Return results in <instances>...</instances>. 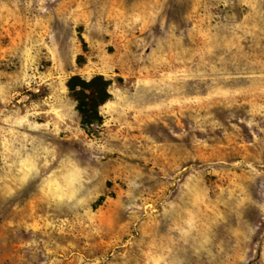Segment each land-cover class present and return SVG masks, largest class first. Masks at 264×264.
Masks as SVG:
<instances>
[{
    "label": "rangeland",
    "instance_id": "1",
    "mask_svg": "<svg viewBox=\"0 0 264 264\" xmlns=\"http://www.w3.org/2000/svg\"><path fill=\"white\" fill-rule=\"evenodd\" d=\"M0 264H264V0H0Z\"/></svg>",
    "mask_w": 264,
    "mask_h": 264
},
{
    "label": "trees",
    "instance_id": "2",
    "mask_svg": "<svg viewBox=\"0 0 264 264\" xmlns=\"http://www.w3.org/2000/svg\"><path fill=\"white\" fill-rule=\"evenodd\" d=\"M111 80L102 74L85 79L81 75H73L68 80V87L77 101V108L85 126L102 122L100 106L111 96L109 86Z\"/></svg>",
    "mask_w": 264,
    "mask_h": 264
}]
</instances>
